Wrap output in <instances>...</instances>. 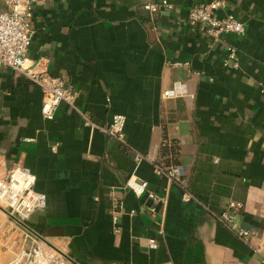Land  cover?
Instances as JSON below:
<instances>
[{
	"label": "crops",
	"instance_id": "1",
	"mask_svg": "<svg viewBox=\"0 0 264 264\" xmlns=\"http://www.w3.org/2000/svg\"><path fill=\"white\" fill-rule=\"evenodd\" d=\"M143 1H37L27 57L77 94L51 121L41 117V89L0 70V165L27 169L46 200L23 230L74 264H263L264 0H226L244 33L214 45L186 25L193 0H171L154 18ZM170 63L186 64L171 67L170 82L194 99H160ZM115 116L126 119L123 144L99 130ZM169 154L186 167L188 203L153 173ZM129 176L166 202L125 190ZM231 203L241 205L235 222L248 238L216 220ZM13 239L22 232L0 207V264Z\"/></svg>",
	"mask_w": 264,
	"mask_h": 264
},
{
	"label": "built area",
	"instance_id": "2",
	"mask_svg": "<svg viewBox=\"0 0 264 264\" xmlns=\"http://www.w3.org/2000/svg\"><path fill=\"white\" fill-rule=\"evenodd\" d=\"M38 0H3L5 9L0 12V70L8 69L22 75L26 80L37 85L42 91L41 117L46 121L54 119L55 113L61 104L73 106L77 98L76 92L65 87L63 81L52 77L47 73L39 72L38 65H32L27 53L34 36L31 22L34 18V9ZM198 1V2H197ZM193 0L187 11L186 25L188 28L200 29L214 45L220 42L222 35L240 37L244 33V26L236 17L227 11L226 0ZM140 8L151 18L163 11L171 10V0H144ZM205 54L203 53L202 56ZM228 63L236 60V50H227ZM186 64L170 63L166 65L161 78L160 99L187 97L194 99L193 94L186 91L184 84L175 86L170 82V69L172 66H184ZM126 119L122 116L113 117L111 123L99 130L107 137L124 143V126ZM169 143V142H167ZM174 156L169 154L168 164H153V173L158 177H164L169 185H175L181 190V200L188 203L193 200L183 187L182 178L186 167L174 164ZM138 161L144 160L153 163V158L137 157ZM34 176L22 166L12 164L0 165V207L5 212L9 221L20 228L23 239L28 240L27 247H19L7 264H74L59 249L40 238L29 234L23 229L24 219L35 210L45 208V196L34 191ZM123 188L132 192L138 198H144L154 204H164L166 196L157 195L148 190L145 181L129 176L123 184ZM240 204H229L216 217L224 227L229 229L238 238H248L249 233L235 222V216L240 210ZM153 213L154 208L150 209ZM16 246V244H14ZM134 245V244H133ZM149 249L156 247L155 240L146 242ZM264 264V257L262 259Z\"/></svg>",
	"mask_w": 264,
	"mask_h": 264
},
{
	"label": "rangeland",
	"instance_id": "3",
	"mask_svg": "<svg viewBox=\"0 0 264 264\" xmlns=\"http://www.w3.org/2000/svg\"><path fill=\"white\" fill-rule=\"evenodd\" d=\"M5 243H7L6 240L4 241V244ZM8 244H9V246L7 248L9 249L10 260H11L12 256L14 255L15 252L18 251L19 247L22 248V247H27L28 246V240H25V239H20V240L13 239V240H10ZM14 244H16V246H14Z\"/></svg>",
	"mask_w": 264,
	"mask_h": 264
}]
</instances>
